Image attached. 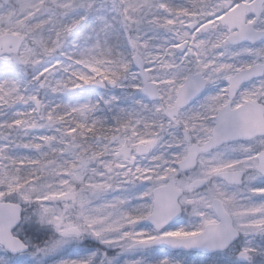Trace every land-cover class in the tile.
<instances>
[{
	"label": "snow or ice",
	"instance_id": "obj_1",
	"mask_svg": "<svg viewBox=\"0 0 264 264\" xmlns=\"http://www.w3.org/2000/svg\"><path fill=\"white\" fill-rule=\"evenodd\" d=\"M264 264V0H0V264Z\"/></svg>",
	"mask_w": 264,
	"mask_h": 264
},
{
	"label": "rangeland",
	"instance_id": "obj_2",
	"mask_svg": "<svg viewBox=\"0 0 264 264\" xmlns=\"http://www.w3.org/2000/svg\"><path fill=\"white\" fill-rule=\"evenodd\" d=\"M191 261L193 262V264H195V261L198 259L197 257H191L190 258ZM201 264H203L202 260H201Z\"/></svg>",
	"mask_w": 264,
	"mask_h": 264
}]
</instances>
